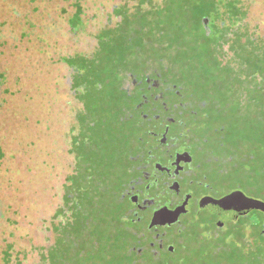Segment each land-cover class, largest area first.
<instances>
[{
  "label": "trees",
  "instance_id": "1",
  "mask_svg": "<svg viewBox=\"0 0 264 264\" xmlns=\"http://www.w3.org/2000/svg\"><path fill=\"white\" fill-rule=\"evenodd\" d=\"M190 1L168 0L163 4L162 1L160 3L155 0H139L137 10H132L128 4L115 6L113 11L119 16V27L115 32L108 31L101 36L98 35L100 31L97 34V37L100 36L95 49L97 55H93L94 51L91 55L77 53L62 58L73 70L71 87L82 106L79 110L81 114L76 118V132L71 136L70 151L74 154L75 168L66 178L63 199L67 206L65 207L63 201L62 206L55 212V217H60L58 223L53 226L55 241L47 255L43 256L44 259L53 258V264H61L60 261H63L68 251L80 245L86 249V258L79 263H76V259L74 264H106L108 253H112L113 258L116 257L118 264H121L120 259L127 253L125 241L132 238L126 227L121 226L124 224L123 213L127 205L122 191L130 176L125 164L127 146H124V137L119 136V146L116 149L110 146L102 148L100 141L106 138L109 130L104 126L87 129L82 124L90 110L95 109L100 101L99 95L90 90L91 85L115 93L117 101L123 103L120 110L123 113L130 112L135 126L140 128L143 121L138 104L146 99L155 100L153 91L149 89L153 75L162 80V77L171 74V80L177 81V84L173 82L170 85L178 87L179 90L181 87L182 91L188 83L192 90H187L185 97L197 105L199 133L207 136L210 132L214 133L215 129L220 130L223 137L213 148L221 150L220 153L228 157L234 169L238 170L240 165H243L246 170L243 180L245 187L249 191L261 193L264 197V34H255L252 29L249 35L242 37L233 33L238 28H247L246 24L242 23L246 14L248 15L243 0H197L194 3ZM14 4L15 2L8 1L9 7ZM148 4L152 8L145 10ZM71 5L75 10L67 20L77 24L82 19V6L79 2L75 3V0ZM173 6L177 9L176 13H169ZM188 7H191L190 12ZM13 9L12 7L11 12ZM43 13L45 14L44 10L41 14ZM164 13V22L174 24L164 34V40L177 42L178 46H161L156 44V40L153 48L160 53L169 54L172 58L168 59L170 67L162 59L159 60L160 64L154 63L152 55H148L151 52L148 51L144 38L141 39L140 55L130 63L128 47L135 43L134 36L146 32L139 23L140 19L148 18L153 23L159 22L158 16ZM136 17L138 19L134 20ZM24 18L21 38H28L27 35L34 26H31L32 20L27 14ZM186 23L193 24V27L187 29ZM231 24H234L233 28ZM174 27L180 28L176 30ZM72 30L74 31V28ZM155 38H158V33H155ZM28 47L30 49L31 45ZM113 49L115 56L112 54ZM228 51H232L242 60L237 62L234 58L233 61H227L224 54ZM179 61L183 64L177 65ZM173 67L177 69H172ZM98 71H102V74L99 75ZM8 78L6 71H0V96L4 95L2 92L5 88V92L11 89L6 86ZM129 79L132 80L130 88L125 86L126 80ZM175 98H178L177 94L172 91L167 99ZM122 117H118V124H121L122 128H119L120 133L124 125ZM94 130L96 131L93 133ZM85 136L91 141L87 143ZM137 137L138 134L133 133V138ZM107 149L114 151L112 155L115 162L112 168L109 167L110 161H106L105 155L101 154ZM258 168L260 175L256 176ZM94 171H99V178L103 181H114L108 196L103 192L97 195L90 187ZM109 176H112V179H108ZM235 176L236 174L230 175L231 185L237 183L234 181ZM255 176L257 178L254 180ZM231 185L230 191L238 189L237 186ZM81 196L84 197L83 207L79 204ZM65 209L67 219L59 216ZM252 212L255 215L250 216ZM90 217H93L96 223L90 224ZM263 223V213L254 210L247 216L230 221L227 233L212 237L214 239L205 236L201 244L191 245L181 260L175 259L174 255L157 258L152 252H147L143 262L139 264H246L240 246L242 233L248 227L253 231L257 242L264 247ZM84 225L89 226L84 229ZM67 226L75 231V241L71 242L64 233ZM189 238L196 240L197 234L190 233ZM2 253L9 255L6 248ZM3 258L4 255L2 262Z\"/></svg>",
  "mask_w": 264,
  "mask_h": 264
},
{
  "label": "rangeland",
  "instance_id": "2",
  "mask_svg": "<svg viewBox=\"0 0 264 264\" xmlns=\"http://www.w3.org/2000/svg\"><path fill=\"white\" fill-rule=\"evenodd\" d=\"M8 1L15 2L12 12ZM8 1L0 0V71H6L9 76L6 86L11 88L8 92L3 88L4 95L0 96V264H53V258L44 259L43 256L47 255L55 241L53 226L60 219L55 217V212L62 206L63 201L65 207L67 206L63 199L66 178L75 168L74 154L70 151L71 136L76 132V118H79L82 106L71 87L73 70L62 58L77 53L91 55L98 46L100 36L97 37V34L100 31L98 35L101 36L108 31L115 32L119 27V16L113 11L115 6L128 4L132 10H137L139 0H75V3L79 2L82 6V19L77 24L67 20L75 10L71 5L73 0H31L29 3L25 0ZM155 1L165 4L168 0ZM243 2L248 15L246 14L242 23L246 24L247 28H238L233 33L242 37L249 35L252 29L255 34H264V0ZM151 8L149 4L145 6V10ZM43 10L45 14H41ZM176 11L173 6L168 12ZM190 11L191 7H188V12ZM25 14L32 20L31 26L34 27L28 33V38H21ZM163 15L165 17L166 14L159 15L160 21L154 23L148 18L140 19L139 23L146 32L134 36L135 43L128 47L130 63L141 53L142 38L146 41L145 45L151 52L148 55H152L155 64H160V59L167 63L168 59L172 60L168 53H160L153 48L156 40V44L161 46H178L177 42L164 40V34L174 24L164 22ZM137 19L138 17L134 18ZM186 26L191 29L193 24L186 23ZM231 27L233 28L234 24H231ZM174 28L179 30L180 27ZM155 33H158V38H155ZM96 53L97 51L93 55H97ZM112 54L115 56L114 49ZM224 56L227 61H233L234 58L237 62L242 60L232 51H228ZM179 64L183 62L179 61L177 65ZM172 69L176 70L177 67ZM98 74L101 75L102 71H98ZM170 76L172 75L168 74L161 80L153 75L150 84L156 79L165 85V89H162L165 91L166 86L175 81L171 80ZM99 79L101 80V77ZM174 84H177V81ZM131 85L132 80H126L125 86ZM184 86L186 89L182 91L180 87V90L186 95L192 89L188 83ZM170 89L175 91L178 87L171 84ZM90 90L99 95L100 101L95 109L90 110L82 124L87 129L104 126L109 130L106 138L100 141L102 148L110 146L116 149L119 146V136L124 137V146L135 144V132L147 141L141 128H137L130 118V112L123 113L120 110L123 103L117 101L115 93L95 85H91ZM257 114L260 115V112L257 111ZM119 116H123L124 120L121 133ZM85 138L87 143L91 141L87 136ZM212 150L217 153L221 151L215 148ZM113 152L112 149H107L101 153L105 155L106 161H110L111 168L115 162ZM224 156L227 160L225 166L228 168V190L230 191L232 184L230 175L236 174L234 181L237 183L231 185L232 187L237 186V190L264 201L261 193L249 191L245 187L244 166L238 163L240 168L236 170L228 161V157L225 154ZM259 169L256 170V176L260 175ZM256 176L253 177L254 180ZM99 177V171H94L89 185L97 195L103 192L108 196L114 181L105 182ZM108 179H112V176ZM79 198V204L83 207L84 197ZM64 212L61 211L59 216L67 219V210ZM262 213L264 215V212ZM253 215L254 212L250 216ZM92 223L96 222L90 217V224ZM88 226L84 225V229ZM64 233L71 242L75 241L77 236L70 226H67ZM241 239L240 246L245 263L264 264V247L257 242L253 231L245 228ZM5 248L8 249L9 255L2 253ZM85 250L82 245L71 248L60 263L74 264L76 259V263H79L86 258ZM106 260V264H118L112 253L106 255Z\"/></svg>",
  "mask_w": 264,
  "mask_h": 264
},
{
  "label": "flooded vegetation",
  "instance_id": "3",
  "mask_svg": "<svg viewBox=\"0 0 264 264\" xmlns=\"http://www.w3.org/2000/svg\"><path fill=\"white\" fill-rule=\"evenodd\" d=\"M156 81L149 86L155 100L138 104L140 128L148 144L138 135L125 150L130 176L122 191L127 202L123 226L132 238L125 241L127 253L121 264L142 263L147 252L181 260L191 245L201 244L205 236L214 239L229 228L230 220L220 226L219 214L207 209L212 201L232 192L227 186V160L212 150L221 142L222 132L200 134L197 105L179 89L175 90L178 98L168 100L170 85L163 91L165 85ZM162 209H180V214L175 222L151 226ZM190 233L197 239L189 238Z\"/></svg>",
  "mask_w": 264,
  "mask_h": 264
},
{
  "label": "water",
  "instance_id": "4",
  "mask_svg": "<svg viewBox=\"0 0 264 264\" xmlns=\"http://www.w3.org/2000/svg\"><path fill=\"white\" fill-rule=\"evenodd\" d=\"M207 209L219 214L218 225L222 226L226 220L236 221L240 216L248 215L253 210L264 212V201L250 197L244 192L235 190L222 199L212 201ZM182 209V208H181ZM180 214V209H162L155 213L151 226L159 223L175 222Z\"/></svg>",
  "mask_w": 264,
  "mask_h": 264
}]
</instances>
